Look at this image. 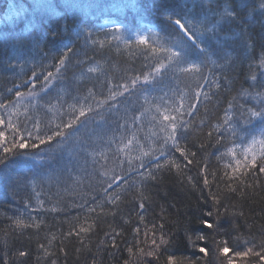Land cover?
<instances>
[{"label": "trees", "instance_id": "1", "mask_svg": "<svg viewBox=\"0 0 264 264\" xmlns=\"http://www.w3.org/2000/svg\"><path fill=\"white\" fill-rule=\"evenodd\" d=\"M124 2L127 0H0V103L11 107L9 102L16 100L15 93L18 90L27 93L32 83L36 85L33 91H39L43 77L48 72L55 74L59 59L67 48L71 49L67 52L62 74L53 81L47 94L41 93L37 106L29 109L28 115L32 119L26 120L24 115L18 117L22 131L25 125L28 131H34L33 123L39 120V134H51L54 125L48 127V122L53 119V114L48 111L47 104L56 103L60 95L71 102L72 96H84L88 88H94L97 97L104 98L108 95V81L118 85L151 70L153 60L145 58L144 46L126 47L112 40L111 30L121 23L133 31L152 29L169 43H175L174 28L164 16L180 11L194 20L202 12L194 0H132L139 5L138 11L125 9L123 12L85 7ZM241 2L243 0H229L242 19L224 25L221 33L226 39L225 52L230 54L231 61L224 67L209 64L202 69L204 76H209V70L212 73L209 83L204 86L211 99L205 101L201 97L192 116H185L190 122L188 130L178 132L180 145L193 162L188 164L170 145L166 152L180 165L179 169L169 165L156 170V161L146 159L143 169L130 172L126 157L118 153L115 146L108 152L107 161L97 157L98 162H92L88 151L103 145L101 137L106 139L114 133L119 134L117 123L121 122L124 108L129 109V115L139 109L142 85H137L132 94L118 97L119 112L106 111V105L100 110L104 113L102 118L95 112L82 117L81 121L85 123L77 122L72 129H67L66 132L75 135L61 147L56 146L59 137L51 144L37 148H31V144L39 141L29 140L28 148L15 150L16 155L10 157L7 168L0 166V264H53V261L55 264H167L169 255H175L184 264H221L227 258L220 257L215 251L213 239L226 240L229 247L238 251L247 247L254 251L264 248V175L250 174L245 182L251 187L241 188L234 184L238 190L230 191L227 185L232 181L222 178L224 169L217 160L223 151V142L216 143L215 133L208 136L227 102L238 96L242 88L264 90V77L257 67L258 58L264 52V14L259 10L260 0H249V8L239 9ZM106 24L111 26L105 28ZM99 40L110 43L103 48L93 44ZM89 64L102 66L103 74L98 73L91 80H80L81 70ZM34 72L36 78H33ZM253 74L258 77L255 88L251 87ZM213 77L219 78V89L212 86ZM196 88L195 81L173 78V74L168 73L155 84L152 94L160 96L161 90L168 91L169 96L173 92H186L188 101L194 102L193 90ZM241 103L248 107L252 101L241 100ZM2 115L4 111L0 109ZM68 118L65 112L63 116H57L56 122H67ZM149 127L145 121L144 127L137 131L145 144L150 136ZM78 145L87 151H81ZM193 152L195 156L190 155ZM25 155L29 159L26 160ZM121 160L124 161L122 165ZM163 160L161 157L160 162ZM138 163L134 161V165ZM101 165H104L103 169ZM205 165L207 172L202 171ZM150 168L156 179H143L140 172ZM102 170H108L109 175L101 176ZM212 172L216 173L215 179ZM205 175L210 181L208 186L203 183ZM109 182L113 186L105 193ZM141 192L147 199L142 200ZM209 192L215 194L219 204L213 202ZM109 194L120 196L115 206L107 203ZM38 200L43 201V207ZM141 201L145 206L144 224L139 223ZM97 205L103 207V212L100 207L96 212H88ZM53 207L57 211H50ZM209 211L213 213L210 217L206 216ZM86 217L94 224L92 230L68 235ZM17 218L25 224L38 223L39 227L18 228L14 223ZM201 219H208L214 225L211 230L204 229L207 236L204 242L196 240V230L202 227ZM137 226L141 229L138 236L133 232ZM116 232L120 235L116 236ZM188 235H192L197 246H206L209 255L204 256L198 247L191 246ZM161 236L168 243L156 249L152 240L159 243ZM113 238L116 247L112 246ZM129 247L134 253L143 248L145 252L155 250V254L151 257L129 256ZM21 251L27 255L20 256ZM248 259L249 264H259L258 257ZM237 264H240L239 260Z\"/></svg>", "mask_w": 264, "mask_h": 264}, {"label": "snow or ice", "instance_id": "2", "mask_svg": "<svg viewBox=\"0 0 264 264\" xmlns=\"http://www.w3.org/2000/svg\"><path fill=\"white\" fill-rule=\"evenodd\" d=\"M194 2H198L202 9L201 15L198 18H194V20L188 19L187 15L182 14L180 11L164 16L168 24L174 28L176 33L175 43H169L152 29H148L147 32L133 31L123 23L111 30L112 40L121 42L126 47H131L133 44L144 46V50H146L145 58L151 57L153 60L150 71L136 75L129 81L118 85H113L111 81H108V95L104 98H98L94 88H88L84 96H72L71 102L65 100L63 95H60L57 97L56 103L48 102L47 104L48 111L53 114V119L48 122V127L54 125V130L51 131V134H39V120L33 123L34 131H28L26 125L22 131L18 117L24 115L26 120L32 119L28 115L29 109H34L37 106L41 93L47 94L53 81L59 78L62 74V69L66 67L67 52L71 51V49L65 46L67 51L59 59L55 74L48 72L43 77L44 83L39 91H33L36 85L32 83L27 93L19 90L15 93L16 100L9 102L11 108L9 104L0 103V109H4V115L0 116V166L7 168L10 157L16 155L15 150L28 148L29 140L39 141L38 144H31V148H37L42 144H51L56 137H59L60 139L57 141L56 146L61 147L75 135L74 132H66L67 129H72L74 125H77V122L85 123V121H81V118L87 117L89 113L95 112L102 118L104 113L100 110L105 109L106 105H108L106 111L112 112L115 110L119 112L118 97L132 94L137 89V85L144 86L140 89L139 109L129 115V109L127 107L124 108L121 122L117 123L119 134L114 133L106 139L101 137L103 145H97L96 148L88 151L92 162L97 163V157L100 160L107 161L108 152L115 146L116 151L126 157L130 172L133 170L139 172L140 169H143L146 159L156 161L154 164L156 170H162L169 165L179 169L180 165L175 159L170 158L166 152V148L170 145L180 156L184 157L188 164H191L193 161L189 159V153L180 145L178 132L181 129L183 131L188 130L190 122L185 119V116H192L200 103V98L203 97L205 101L211 99L209 92L204 90V86L209 83L212 73L209 70V76H204L202 69L209 64L213 67H224L225 64H229L231 61L230 54L225 52L226 39L221 35L224 31V25L237 23L242 19L239 16L238 9L233 8L229 0H194ZM93 6L120 12L125 9L137 11L139 9V5L132 2V0L103 6L85 5V7ZM250 6L249 0H243L238 5V8L243 9ZM259 10L261 14H264V0H260ZM88 36L91 37V33H88ZM109 43L110 41H93V44H99L101 48ZM220 61L224 63L221 64ZM81 63L85 62L81 61ZM257 67L261 69V77H264V52L258 58ZM98 73L103 74L102 66L89 64L81 70L79 79L91 80ZM168 73H172L173 78L184 77L196 82L197 88L193 90L194 102L188 101L186 92H173V95L169 96L168 91L161 90L162 94L160 96L152 94L155 84ZM33 78H36L35 72L33 73ZM257 79V75H251L252 88H255ZM24 83L27 84L28 81ZM211 84L219 89V78L213 77ZM16 88L19 89L20 85H16ZM241 100H251L252 103L250 106L245 107ZM22 107L24 109L23 113L20 112ZM65 112L69 115L67 122L57 123V116H63ZM145 121L150 125V136L146 138L147 144L143 143L137 135V131L144 127ZM203 123L204 121L202 120L201 124ZM214 133L216 134V143L221 144L223 142V151L219 153L217 160L222 163L224 169L222 178L232 181V183L227 185L228 189L236 192L238 188L234 187V184H238L241 188L251 187L245 182V178L248 175H264V90L250 91L242 88L238 96L227 102L222 116L217 122L212 124L208 136L212 137ZM157 141H159L158 144ZM78 147L81 151H87L83 146L78 145ZM134 152L137 154H133ZM21 155L24 154L21 153ZM190 155L195 156V153H190ZM161 157H164L163 162H160ZM25 159L27 160L29 157L25 155ZM134 161L139 163L134 165ZM71 162L72 155L70 154L69 163ZM120 163L122 165L124 161L121 160ZM101 168L103 169L104 165H101ZM202 171L207 172L206 165ZM100 175L108 176L109 171L102 170ZM140 175L143 179H156V175L151 168L147 172H140ZM211 176L215 179L216 173L212 172ZM189 182H191V178H189ZM203 183L205 186L209 185L210 181L207 175L204 176ZM112 186V182H109L107 188L104 189L105 193ZM141 196L142 200L147 199L142 192ZM209 196L215 204H219V199L215 194L209 192ZM119 200V195L109 194L107 196L108 204L115 206ZM37 203L43 207V201L38 200ZM25 206L28 207V205ZM97 207H100L101 212H103L101 205L89 208L88 212H96ZM144 207V203L141 201L139 204L140 224H144ZM35 210L33 209V211ZM50 211L55 212L57 209L53 207ZM212 215L211 211L206 213V216L210 217ZM32 219L35 220V217ZM14 223L18 228L39 227L38 223L25 224L20 218H17ZM200 223L202 227L196 230V240L204 242L207 240L204 229L211 230L214 225L208 219H201ZM93 227L94 224L89 223L86 217L84 222L79 223L73 231H69L68 235L88 233ZM146 227L147 225H145ZM160 227L163 228V225H160ZM133 232L138 236L141 232L140 227H135ZM115 235L119 236L120 233L116 232ZM53 239H55V236H53ZM187 239L189 244L193 247H198V251L204 256L209 255V249L206 246H197L192 235H188ZM167 243L168 241L163 236H161L159 243L155 239L152 240V244L155 245L156 249ZM212 243L215 245V251L218 255L227 258L226 262L221 261V264H237V260H239L240 264H249L248 258L251 256L258 257L259 264H264V255L261 254V252H264V248L261 251H254L252 247H247L245 250L238 251L229 247L226 240L221 242L213 239ZM244 243L247 244V241H244ZM112 246L116 247L114 238ZM127 251L129 256L139 254L140 256L151 257L155 254V250L145 252L143 248H138L136 253L133 252L132 247H129ZM19 255L26 256L27 253L21 251ZM53 264H55V261H53ZM167 264H184V262L178 260L175 255H169Z\"/></svg>", "mask_w": 264, "mask_h": 264}, {"label": "rangeland", "instance_id": "3", "mask_svg": "<svg viewBox=\"0 0 264 264\" xmlns=\"http://www.w3.org/2000/svg\"><path fill=\"white\" fill-rule=\"evenodd\" d=\"M108 26H111V25L110 24H108V25L106 24L105 28H108ZM2 111H4V109H2ZM20 112L23 113V107L20 109ZM19 117H22V115H20Z\"/></svg>", "mask_w": 264, "mask_h": 264}]
</instances>
